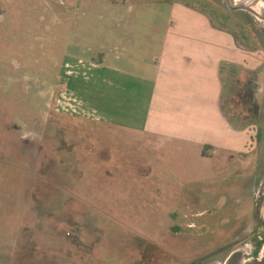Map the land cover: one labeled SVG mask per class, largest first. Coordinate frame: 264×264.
Here are the masks:
<instances>
[{
	"label": "rangeland",
	"instance_id": "374dc122",
	"mask_svg": "<svg viewBox=\"0 0 264 264\" xmlns=\"http://www.w3.org/2000/svg\"><path fill=\"white\" fill-rule=\"evenodd\" d=\"M174 4L230 31L264 69V0H0V264H223L264 238L253 213L264 169L251 184L264 133L223 166L186 146L146 148L126 128L145 102L126 91L147 86L138 76ZM256 74L237 84L231 127L264 128Z\"/></svg>",
	"mask_w": 264,
	"mask_h": 264
},
{
	"label": "crops",
	"instance_id": "0c3cea01",
	"mask_svg": "<svg viewBox=\"0 0 264 264\" xmlns=\"http://www.w3.org/2000/svg\"><path fill=\"white\" fill-rule=\"evenodd\" d=\"M172 8L171 24L155 54L156 60L148 68L143 65L138 76L147 86L138 88L133 95L126 91L130 98L145 99L142 106H130L126 128L143 133L146 139L140 143L146 148L159 143L186 146L187 151L194 150L202 158L219 157L225 166L237 161L241 150L248 152L262 141L254 140L249 130L255 128L253 124L242 130L231 127L226 113L230 117L233 112L232 117L242 122V117L231 109L237 84L250 72L264 76V69L260 70L263 58L242 46L230 31L214 27L205 15L179 4ZM225 82L231 87L228 95L224 94ZM224 98L229 102L228 110L222 106ZM257 160L251 184L258 182L264 169L263 158ZM241 170L236 167L233 171ZM241 215L236 214V218Z\"/></svg>",
	"mask_w": 264,
	"mask_h": 264
},
{
	"label": "flooded vegetation",
	"instance_id": "af4514ba",
	"mask_svg": "<svg viewBox=\"0 0 264 264\" xmlns=\"http://www.w3.org/2000/svg\"><path fill=\"white\" fill-rule=\"evenodd\" d=\"M263 6V5H262ZM261 8L263 10V8L261 7V4H259L258 8ZM258 8L255 9L251 6H249V9L251 10V12L254 13V16H259L260 13L258 12ZM242 10L241 8H238L237 6L235 7H232V13H235V12H238ZM260 11V10H259ZM258 18V17H257ZM262 22L264 23V15H262ZM263 51H264V46L261 48ZM260 70H262V68H260ZM257 80H258V72H257ZM256 84V82H255ZM258 85V83H257ZM259 87V86H258ZM254 126L257 128L256 129V133L258 134V131L259 129H261L264 133V128L263 126H261L260 123H255ZM263 133H262V136H263ZM256 134V135H257ZM256 140H259L258 139V136L256 138ZM262 140V137L260 139V141ZM263 171V170H262ZM261 171V172H262ZM263 183H264V179L263 181L260 182L259 184V189L256 191V194L254 196V204L255 206H253V213H254V216H255V219L257 221V224H259V226L262 228L263 232H264V216L262 215V205L264 204V190H262V186H263ZM251 197V196H250ZM258 198L261 199V203H260V211H259V216H257L256 214V211H255V208H256V205H257V202H258ZM256 236H254L255 238ZM264 238L258 236V238H256L255 240V246L251 245V248H247L246 250H239V256L237 257V261H236V264H248L252 261H259L260 264H264V253H263V249H264V243L262 244L261 241H263ZM262 246V247H261ZM235 252V251H234ZM234 252H231L229 253V255L227 256V258L225 259L224 263L228 260V258L234 253ZM223 263V264H224Z\"/></svg>",
	"mask_w": 264,
	"mask_h": 264
},
{
	"label": "water",
	"instance_id": "95a60500",
	"mask_svg": "<svg viewBox=\"0 0 264 264\" xmlns=\"http://www.w3.org/2000/svg\"><path fill=\"white\" fill-rule=\"evenodd\" d=\"M262 190H264V183H263V186H262ZM260 203H261V199L258 198V202H257V205H256V208H255V211H256V214L257 216H259V211H260ZM239 256V252L238 251H235L229 258L228 260L224 263V264H236V259L237 257ZM248 264H260L259 261H252Z\"/></svg>",
	"mask_w": 264,
	"mask_h": 264
},
{
	"label": "trees",
	"instance_id": "16d2710c",
	"mask_svg": "<svg viewBox=\"0 0 264 264\" xmlns=\"http://www.w3.org/2000/svg\"><path fill=\"white\" fill-rule=\"evenodd\" d=\"M262 133H263V131L261 129H259L258 134H257L259 141L262 137Z\"/></svg>",
	"mask_w": 264,
	"mask_h": 264
}]
</instances>
